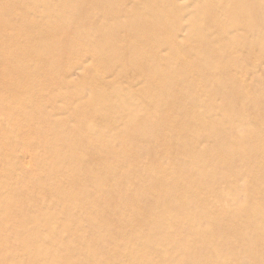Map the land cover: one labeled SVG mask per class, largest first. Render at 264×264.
<instances>
[{"label":"rangeland","instance_id":"1","mask_svg":"<svg viewBox=\"0 0 264 264\" xmlns=\"http://www.w3.org/2000/svg\"><path fill=\"white\" fill-rule=\"evenodd\" d=\"M260 32L264 0H0V264H264Z\"/></svg>","mask_w":264,"mask_h":264},{"label":"bare ground","instance_id":"2","mask_svg":"<svg viewBox=\"0 0 264 264\" xmlns=\"http://www.w3.org/2000/svg\"><path fill=\"white\" fill-rule=\"evenodd\" d=\"M223 23H224V22H223ZM256 31H257V30H256ZM253 33H254V32H253ZM255 33H256V32H255ZM257 33H258V32H257ZM260 33H264V32H260ZM248 35H249V34H248ZM250 35H251V34H250ZM250 35H249V36H250ZM254 35H255V34H254ZM256 35H257V34H256ZM262 35L264 36V34H262ZM262 39H263V41H264V38H263V37H262ZM261 41H262V40H261ZM261 43H262V42H261ZM263 44H264V43H263ZM262 48H263V47H262ZM198 49H199V48H198ZM260 49H261V48H260ZM262 50H263V49H262ZM256 52H257V51H256ZM256 52H255V54H257ZM244 87H246V86H243L242 90L244 89ZM245 89H246V88H245ZM248 90H249V89H248ZM238 91H239V90H238ZM243 91H244V90H243ZM245 91H247V90H245ZM241 92H242V91H241V89H240V93H241ZM248 92H249V91H248ZM250 93H251V92H250ZM243 95H244V93H243ZM246 95H249V94L246 93ZM246 95H245V96H246ZM251 95H252V94H251ZM249 96H250V95H249ZM49 99H50V98H49ZM255 104H256V103H255ZM23 126H24V125H23ZM237 128H238V127H237ZM220 190H221V189H220ZM219 192H222V190L219 191ZM219 192H218V193H219ZM221 194H222V193H221ZM214 199H215V197H214ZM217 204H219V203H217ZM223 204H224V203H223ZM219 207H220V206H219ZM229 209H230V207H229ZM229 209H228V210H229Z\"/></svg>","mask_w":264,"mask_h":264}]
</instances>
